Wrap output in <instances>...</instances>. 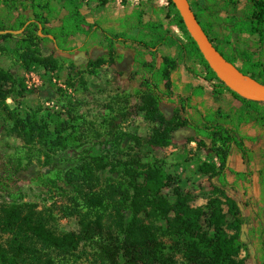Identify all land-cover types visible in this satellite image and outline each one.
<instances>
[{
  "label": "rangeland",
  "instance_id": "rangeland-1",
  "mask_svg": "<svg viewBox=\"0 0 264 264\" xmlns=\"http://www.w3.org/2000/svg\"><path fill=\"white\" fill-rule=\"evenodd\" d=\"M17 1L18 7L11 0H0V21L6 26L14 24L21 15H31L30 9L22 11L19 5L30 0ZM217 1L220 4L219 22L214 28L205 25L209 38L214 44L221 40L228 48L239 46L246 53L250 52L253 61L247 57L244 62L248 63L250 74L257 76L258 69L250 67L249 63L264 62V49L259 47L256 35L241 33L237 26L238 22L249 23V3L238 0L227 6L225 0L224 4L222 0ZM58 5L57 1L50 0L48 27L58 25L66 13L58 10ZM167 5L163 0L158 19L147 25L139 21L136 36L128 39L120 32L124 38L114 41V62L97 67L95 60L100 56L107 57L106 43L98 33L92 38L78 34L59 43L50 36L40 41V55L47 58L48 67L24 65L19 40L22 29L13 31L12 38H0V69L5 72V80L0 81V208L13 203H33L57 232H74L85 238L76 251L55 257L52 264H102L99 244L108 248L117 263L122 261V235L113 218L115 210L128 217L129 204L116 207L103 192L108 183L129 188L131 180L124 172L125 167L160 169L170 174L175 183L161 190L162 197L169 202L176 199L175 186L190 206L205 208L211 196V179L200 172L199 166L204 162L218 164L215 150L208 151L195 141H187L186 134L180 129L172 132L169 145L158 146L151 141L153 129L160 124L148 117L146 97L154 88L165 89V79L157 70L161 57L169 55L174 59L176 65L170 71V80L177 88H170L183 95L190 92V83L182 81L186 66L202 70L199 57L178 35L185 47L161 45L156 49L155 60L146 47L132 42L135 37L155 40L160 32L159 25L175 32L173 26L176 24L165 17ZM236 40L242 43L238 44ZM242 63L244 69L245 63ZM9 99L11 103H8ZM5 106L19 118L34 119L44 134L49 132L46 141L25 142L18 137L13 127L14 119L4 110ZM176 106L171 98H164V115L169 116L171 108ZM192 106L188 113L198 122L203 114L196 105ZM83 164L93 168L92 190L87 189L86 182L76 184L66 176L69 172L79 173L78 167ZM229 176L233 179L232 196L249 203L242 208L250 215L247 225L250 227L254 222L252 217L260 212L259 201L264 199V191L243 185L234 174ZM93 194L103 199L92 198ZM222 207L227 210L226 205ZM246 230L245 227L242 238H246ZM4 237L0 231V244ZM162 239L164 254L173 256L179 264H186L175 241L168 236ZM238 257H246V251L242 249ZM246 264H250L248 256Z\"/></svg>",
  "mask_w": 264,
  "mask_h": 264
},
{
  "label": "trees",
  "instance_id": "trees-1",
  "mask_svg": "<svg viewBox=\"0 0 264 264\" xmlns=\"http://www.w3.org/2000/svg\"><path fill=\"white\" fill-rule=\"evenodd\" d=\"M11 1L18 7L17 0ZM60 1V9L65 10L66 13L56 26H47L51 16L50 0L20 2L22 11L31 10L30 16L21 15L14 24L8 26L0 21V30H12V32L0 33L1 39L12 38L13 31L22 29L19 40L23 49L22 61L26 67L31 64L48 67L47 58L40 55L39 42L49 36L55 43L65 42L69 36L79 32L81 25L86 23L75 0ZM166 1L168 5L165 17L169 19V22L176 24L192 51L199 57L203 67L202 70H197L186 66V70L194 77L210 84L212 99L216 101L226 90L244 103L249 110H257L258 105H264V102L240 96L217 77L191 38L175 4L172 0ZM237 1L225 0V4L234 5ZM246 1L249 3L247 12L249 23L238 22L237 26L240 27L241 33L256 35L259 47L264 49V0ZM106 2L107 0H99L101 6ZM120 2L125 4L126 0H120ZM199 23L209 38L204 24L200 21ZM159 29V35L155 40L145 41L138 37L131 39L132 42L146 47L152 60H155L156 49L161 45L169 48L180 46L183 49L185 47L179 37L162 25H159ZM94 32L101 36L107 46V57H98L94 62L95 66L114 62V41L117 38H124L123 35L108 34L96 23L88 24V33ZM210 41L213 43L212 39ZM214 47L224 56L218 45L214 44ZM247 53L251 55L250 52ZM224 57L231 64H235V55ZM175 65L171 56L161 57L157 70L165 79V89L154 88V91L149 92L146 97L149 106L148 117L160 124L153 129L151 141L158 146L169 145L173 137L172 132L180 129L186 134L187 141H195L198 146L208 151L215 150L214 155L218 157V164L204 162L199 166L200 172L207 174L211 179V196L205 208L190 206L178 186H175L176 199L169 202L162 197L161 190L175 183L170 174L160 169L136 170L125 167L124 172L131 180L129 188H118L108 183L103 192L104 197L116 207L129 204L128 217H125L121 211L115 210L113 218L114 225L122 235L120 250L122 261L117 263L108 248L99 244L102 264H105L104 259L108 264H152L155 262L179 264L173 256L164 254L163 236H168L175 241L186 264H246V257H251L250 249L256 246L264 233L263 221L257 214L252 217L254 220L252 225L247 227L250 215L244 212L242 207L248 206L249 203L232 196L231 191H234V187L227 179L228 170L235 174L227 164L233 148L240 151L243 163L249 165L246 141H251V138L240 133L238 124L242 118L237 119L235 126L219 122L215 114L202 115L198 122L194 121L188 110L193 107L192 97L202 95L203 87L196 86L187 95L174 91L177 84L170 80V71ZM249 65L258 69L257 76L254 78L264 83V62L257 60L250 62ZM151 66L155 67L154 64ZM3 80H5V72L0 69V81ZM173 96L176 98L173 99ZM164 98H171L173 103H177L176 107L171 108L169 116L163 113ZM4 110L14 119V131L23 141L30 142L36 139L46 141V135L49 132L45 131L44 134L42 127L34 119L28 116L25 119L19 118L13 115V110H9L7 106ZM78 171L79 173L69 172L66 175L69 181H75L76 184L86 182L87 189L92 190L94 188L93 168L89 164H83L79 165ZM258 173L260 183L264 185V172L259 170ZM95 196L103 199L97 194H93L92 198H96ZM259 202L262 203L264 210V199L262 198ZM222 205L227 206L226 211L223 210ZM245 227L247 228L246 238H242ZM0 231L5 236L4 242L0 244V264H52L55 257L66 256L76 251L81 240L85 239L74 232H57L48 223L43 213L36 209V205L28 202L7 204L0 208ZM242 249L246 251V257L239 258L238 255ZM254 260L256 262L255 258Z\"/></svg>",
  "mask_w": 264,
  "mask_h": 264
},
{
  "label": "crops",
  "instance_id": "crops-1",
  "mask_svg": "<svg viewBox=\"0 0 264 264\" xmlns=\"http://www.w3.org/2000/svg\"><path fill=\"white\" fill-rule=\"evenodd\" d=\"M52 1L58 2L59 10L61 1ZM188 1L198 20L203 23L204 26L206 25L209 28H214L215 24L219 22V17H217V15L219 14L218 10L220 4L218 1ZM75 2L82 16L85 18L86 23L81 25L79 32L69 37H76L80 34L83 38L88 36L92 38L96 36L97 33H88V24L98 23L104 29L111 30L115 34L124 33V36L130 39V37H134L139 33V21H142L147 25L159 18L158 15L160 13L159 11L162 9L163 0H126L125 4H121L120 0H107L103 6L99 4V0H75ZM222 2L224 4V0H222ZM206 26L205 28L207 30ZM220 41L221 40H218L215 44L219 46L221 51L226 56L235 55V65L243 72L251 75L248 71V63H245L244 60L247 57L251 61H253V59L249 57V54L245 52V49L239 46H235V48H228ZM236 43L241 44L242 42L240 40H236ZM231 45L234 46V44ZM162 46L165 47V45ZM241 62H243L242 64L245 63L244 69L240 65ZM182 66L184 65L182 64ZM182 66L180 67L182 68ZM183 72L185 73V76L182 81L190 83V90H193L196 86L203 87L202 95L193 96L191 102L193 105L197 106L201 114H215L219 122H223L226 125L231 126L237 125V119L242 118V121L238 124L240 133L251 138V141H246V145L248 146L249 165H245L243 163L238 149H232V152L228 157L227 164L228 167L235 172V174L228 170V181L232 183L233 179L231 180L229 175L234 174L236 178L238 177L240 179V183L243 185H251L254 190L264 191V185L260 183L258 173L259 170L264 172V166L261 164L262 161V163H264V158L261 157L264 156V105H258L256 108L257 110H249L244 103L237 100L229 91L226 90L216 101H214L211 95L210 84L200 78L194 77L185 70ZM249 190L250 188H248V191ZM260 197L261 196H259V198ZM259 210L260 212H258L257 215L264 224V210L261 202ZM250 253V264H264V233L262 234V238L258 240L256 246L250 249ZM253 257L256 259V262Z\"/></svg>",
  "mask_w": 264,
  "mask_h": 264
},
{
  "label": "water",
  "instance_id": "water-1",
  "mask_svg": "<svg viewBox=\"0 0 264 264\" xmlns=\"http://www.w3.org/2000/svg\"><path fill=\"white\" fill-rule=\"evenodd\" d=\"M172 2L175 4L191 38L217 77L240 96L249 100L264 102V83L245 74L235 64L228 62L214 47L200 25L189 1L172 0ZM5 32H12V30H0V33Z\"/></svg>",
  "mask_w": 264,
  "mask_h": 264
},
{
  "label": "built area",
  "instance_id": "built-area-1",
  "mask_svg": "<svg viewBox=\"0 0 264 264\" xmlns=\"http://www.w3.org/2000/svg\"><path fill=\"white\" fill-rule=\"evenodd\" d=\"M173 29H174V31H175V32L171 31V33H172L173 35H178V36H179L180 38H182L183 40H186V39L183 37L182 33L179 32V30H177V26H173Z\"/></svg>",
  "mask_w": 264,
  "mask_h": 264
},
{
  "label": "clouds",
  "instance_id": "clouds-1",
  "mask_svg": "<svg viewBox=\"0 0 264 264\" xmlns=\"http://www.w3.org/2000/svg\"><path fill=\"white\" fill-rule=\"evenodd\" d=\"M8 103H11V100L9 99Z\"/></svg>",
  "mask_w": 264,
  "mask_h": 264
},
{
  "label": "bare ground",
  "instance_id": "bare-ground-1",
  "mask_svg": "<svg viewBox=\"0 0 264 264\" xmlns=\"http://www.w3.org/2000/svg\"><path fill=\"white\" fill-rule=\"evenodd\" d=\"M229 62V61H228Z\"/></svg>",
  "mask_w": 264,
  "mask_h": 264
}]
</instances>
